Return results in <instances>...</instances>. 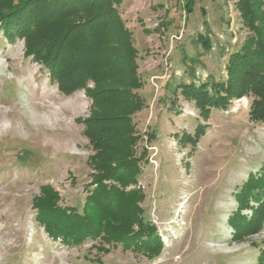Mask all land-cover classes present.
I'll list each match as a JSON object with an SVG mask.
<instances>
[{
	"label": "rangeland",
	"instance_id": "374dc122",
	"mask_svg": "<svg viewBox=\"0 0 264 264\" xmlns=\"http://www.w3.org/2000/svg\"><path fill=\"white\" fill-rule=\"evenodd\" d=\"M32 1L0 0V14ZM256 1L255 11L264 14V0ZM187 2L121 0L117 6L137 50L142 85L136 93L143 99L131 117L141 173L125 190L143 194L142 216L162 243L153 258L98 239L63 246L36 222L32 198L43 185L59 193L61 206L81 212L94 150L78 120L96 107L83 90L63 95L44 68L24 57L23 40H6L0 28V264H264V221L258 232L238 238L227 222L237 208L234 194L264 162V122L249 119L252 98L211 109L204 120L180 90L172 93L180 83L225 81L229 54L253 32L237 0ZM88 12L53 23L78 22ZM121 44L115 39L112 46ZM197 124L206 126L204 134L195 143L182 141Z\"/></svg>",
	"mask_w": 264,
	"mask_h": 264
},
{
	"label": "trees",
	"instance_id": "16d2710c",
	"mask_svg": "<svg viewBox=\"0 0 264 264\" xmlns=\"http://www.w3.org/2000/svg\"><path fill=\"white\" fill-rule=\"evenodd\" d=\"M120 2L33 0L17 9L6 8L0 14V28L6 40H23L24 57L44 68L63 95L83 90L96 107L89 118L78 120L94 150L90 158V190L81 212L61 206L59 193L50 185H43L39 195L32 198L36 222L47 237L63 246L98 239L107 245L120 244L125 249L143 251L153 258L159 254L162 243L156 227L142 216L139 203L143 194L139 188L125 190L136 185L141 173V157H136L134 151L139 136L131 117L141 109L143 99L136 93L142 85L136 72L137 50L118 15ZM257 2L237 0L239 16L253 33L229 54L225 81L210 77L198 85L188 82L172 88V93L180 90L193 101L204 120L211 109L225 110L231 100L251 97L249 119L264 122V33L255 24L261 22L264 30V14L255 11ZM88 11L92 15L81 21L68 25L53 23ZM120 38V48L112 46ZM202 44L210 46L209 41ZM110 83L114 85L109 86ZM205 127L197 124L194 134L182 136L181 140L195 143ZM112 156L118 158L113 160ZM234 196L237 208L227 219L233 238L258 232L264 221V162L248 175ZM125 198L124 209L117 211ZM244 210H250V214H244Z\"/></svg>",
	"mask_w": 264,
	"mask_h": 264
}]
</instances>
